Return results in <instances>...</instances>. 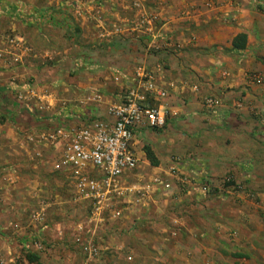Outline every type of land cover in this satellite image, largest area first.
<instances>
[{"label":"crops","instance_id":"crops-1","mask_svg":"<svg viewBox=\"0 0 264 264\" xmlns=\"http://www.w3.org/2000/svg\"><path fill=\"white\" fill-rule=\"evenodd\" d=\"M209 1L0 0V33L25 31L31 44L72 43L56 54L53 68H43L56 78L35 83L48 95L35 104L43 114L40 124H46L39 138L106 119L140 69L169 93L155 103L168 113L165 128L135 130L140 166L124 183L149 186L159 178L170 190L113 201L99 232L103 263L264 264V85L246 78L264 75V0H235L234 7L216 0L218 10H209ZM66 29L73 32L71 40ZM241 34L248 37L247 47L234 51ZM2 76L13 74L1 67ZM10 85L1 83L0 90ZM210 96L222 102L213 112L205 107ZM45 146L52 167L56 152ZM177 161L193 182L184 191L171 177ZM108 222L119 227L102 230ZM35 233L19 241L23 249L44 230ZM16 244L0 245V264L21 257Z\"/></svg>","mask_w":264,"mask_h":264},{"label":"rangeland","instance_id":"rangeland-1","mask_svg":"<svg viewBox=\"0 0 264 264\" xmlns=\"http://www.w3.org/2000/svg\"><path fill=\"white\" fill-rule=\"evenodd\" d=\"M2 31L5 32L0 34L5 36L1 35L4 41L0 43V68L10 70L13 76H2L4 79H0V85H13L10 90H0V245L19 243L25 236L44 230V235L33 239L27 250L21 247L23 243L16 244L17 255L21 257L14 264H26L29 254L37 256L40 262L28 261L27 264H84L85 258L75 245L79 234L75 228L84 225L88 234L90 210L72 202L69 181L53 171L51 151L39 138L46 124H40L43 114L35 105L42 103L41 98L47 95L35 83L39 78L52 81L54 77L43 72V68H53L56 54L72 43L49 41L45 44L40 41L31 44L25 31L11 33L6 28ZM54 34L57 38L58 35ZM64 34L70 39L73 32L66 29ZM33 38L36 40L39 36ZM67 64L71 68V64ZM32 92L35 96L31 95ZM209 187L208 184L207 189ZM42 209L47 214L45 222L33 223V215ZM108 227H119V223L108 222L102 230L106 231ZM106 256L103 253L92 264H109L102 262ZM109 257L112 259L111 255Z\"/></svg>","mask_w":264,"mask_h":264},{"label":"built area","instance_id":"built-area-1","mask_svg":"<svg viewBox=\"0 0 264 264\" xmlns=\"http://www.w3.org/2000/svg\"><path fill=\"white\" fill-rule=\"evenodd\" d=\"M234 1L230 0L228 4L234 7ZM205 6L209 10L222 7L213 1L207 2ZM246 78L253 85H264L262 74L249 73ZM193 89L198 91L196 86ZM31 95L35 96V92ZM47 96H43L41 101ZM168 97V91L158 86L155 75L146 69H140L136 74L135 85L122 100L110 105L106 119H98L89 126L58 128L42 137L45 143L55 149L52 169L69 181L72 202L90 210L88 224L91 227L88 234L84 225H79V234L75 239V245L85 258L84 264H92L104 252V240L99 229L105 223V217L114 200L127 195L145 198L151 194L152 189L158 191L161 187L170 190V186L159 178L149 186H126L124 183V179L136 172L140 166L133 147L135 130L144 126L152 130L165 128L168 113L155 103ZM221 106V99L217 97L210 96L205 99V107L210 112ZM171 177L181 191L193 185L191 179L183 173L179 161L172 169ZM201 190L206 192L207 187L203 186ZM46 216L44 209L36 212L33 223L42 224Z\"/></svg>","mask_w":264,"mask_h":264},{"label":"trees","instance_id":"trees-1","mask_svg":"<svg viewBox=\"0 0 264 264\" xmlns=\"http://www.w3.org/2000/svg\"><path fill=\"white\" fill-rule=\"evenodd\" d=\"M248 43V37L245 34L239 35L234 41H233V50L234 51H243L246 49ZM146 153L149 161L152 163V165L157 166L158 162L152 153L150 148H146ZM27 259L30 263H39L40 259L35 255H28Z\"/></svg>","mask_w":264,"mask_h":264}]
</instances>
